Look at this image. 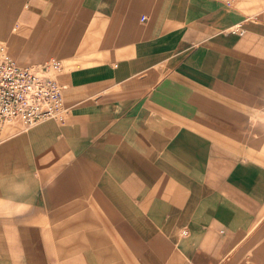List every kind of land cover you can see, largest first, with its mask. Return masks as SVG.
<instances>
[{
    "label": "crops",
    "instance_id": "crops-1",
    "mask_svg": "<svg viewBox=\"0 0 264 264\" xmlns=\"http://www.w3.org/2000/svg\"><path fill=\"white\" fill-rule=\"evenodd\" d=\"M0 40L24 65L75 42L60 55L78 62L60 58L70 116L3 129L0 264H222L253 230L264 19L224 0H0Z\"/></svg>",
    "mask_w": 264,
    "mask_h": 264
},
{
    "label": "built area",
    "instance_id": "built-area-1",
    "mask_svg": "<svg viewBox=\"0 0 264 264\" xmlns=\"http://www.w3.org/2000/svg\"><path fill=\"white\" fill-rule=\"evenodd\" d=\"M224 1L232 7L238 0ZM62 69L61 59L24 65L5 47L0 48V141L4 127L13 121L29 129L47 120L61 122L71 115L58 78Z\"/></svg>",
    "mask_w": 264,
    "mask_h": 264
},
{
    "label": "rangeland",
    "instance_id": "rangeland-1",
    "mask_svg": "<svg viewBox=\"0 0 264 264\" xmlns=\"http://www.w3.org/2000/svg\"><path fill=\"white\" fill-rule=\"evenodd\" d=\"M233 8L241 10L245 15V19L248 17L264 19V0H238L233 4ZM235 12L237 11L235 10ZM239 16L241 17V14H239ZM2 46L5 47L8 53H10L17 62H19L9 50L7 43L0 40V48ZM74 46L75 42L66 43V46L64 45L58 49L59 53H55L41 61L43 63L52 59L61 58L66 67L70 70L73 65L75 66L78 63L77 59H66L61 55H64V50H67V47H71L70 50H72ZM77 67L78 66L74 68ZM222 264H264V212L258 217L253 230L233 246Z\"/></svg>",
    "mask_w": 264,
    "mask_h": 264
},
{
    "label": "clouds",
    "instance_id": "clouds-1",
    "mask_svg": "<svg viewBox=\"0 0 264 264\" xmlns=\"http://www.w3.org/2000/svg\"><path fill=\"white\" fill-rule=\"evenodd\" d=\"M4 184L3 178H0V186ZM9 191L12 192L17 197L26 196L29 192V186L24 183H14L9 186ZM5 201L0 198V214H3L5 208ZM27 205L20 204L16 207L15 211L17 214L23 213L26 209Z\"/></svg>",
    "mask_w": 264,
    "mask_h": 264
}]
</instances>
